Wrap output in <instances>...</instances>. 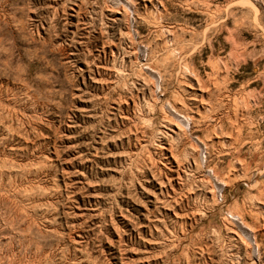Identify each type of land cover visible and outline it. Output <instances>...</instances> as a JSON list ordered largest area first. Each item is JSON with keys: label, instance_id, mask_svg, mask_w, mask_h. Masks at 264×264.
I'll return each mask as SVG.
<instances>
[{"label": "rangeland", "instance_id": "obj_1", "mask_svg": "<svg viewBox=\"0 0 264 264\" xmlns=\"http://www.w3.org/2000/svg\"><path fill=\"white\" fill-rule=\"evenodd\" d=\"M0 264H264V0H0Z\"/></svg>", "mask_w": 264, "mask_h": 264}, {"label": "bare ground", "instance_id": "obj_2", "mask_svg": "<svg viewBox=\"0 0 264 264\" xmlns=\"http://www.w3.org/2000/svg\"><path fill=\"white\" fill-rule=\"evenodd\" d=\"M174 51H175V50H174ZM178 54H179V53H178ZM171 55H172V54H171ZM171 57H172V56H171ZM167 59H168V58H167ZM167 59H166V60H167ZM164 61H165V60H164ZM164 64H165V63H164ZM166 64H167V63H166Z\"/></svg>", "mask_w": 264, "mask_h": 264}]
</instances>
